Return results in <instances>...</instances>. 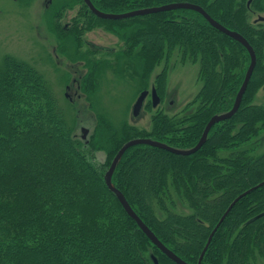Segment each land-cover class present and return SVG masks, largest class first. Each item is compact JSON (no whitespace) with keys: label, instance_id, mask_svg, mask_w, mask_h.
I'll use <instances>...</instances> for the list:
<instances>
[{"label":"trees","instance_id":"obj_1","mask_svg":"<svg viewBox=\"0 0 264 264\" xmlns=\"http://www.w3.org/2000/svg\"><path fill=\"white\" fill-rule=\"evenodd\" d=\"M91 2L108 14L171 3L199 5L243 35L256 52L257 65L239 111L213 127L199 152L179 156L138 145L125 153L112 178L159 240L187 263L198 264L229 206L264 182V152L258 153L257 145L264 133V100L256 103L257 88L260 82L264 85V30L248 23L246 6L239 0ZM254 7L264 11V0H256ZM88 13L86 29L109 25L125 49L115 55V64L80 55L87 65L81 82L87 96L96 93L106 69L127 71L148 90L155 70L165 61L152 85L164 98L170 60L177 51L182 63L200 67L198 107L183 118L157 112L151 128L141 130L126 123L119 129L98 116L84 148L44 74L6 55L0 64V264H153L151 251L159 264H175L152 244L108 188L105 175L112 161L100 162L96 153H113V160L127 142L138 138L192 149L211 118L233 108L245 80L248 51L193 10L116 21ZM68 33L79 51L80 30ZM66 34H57L61 46L68 41ZM179 206L188 212H178ZM259 257L264 260V185L234 206L202 264H255Z\"/></svg>","mask_w":264,"mask_h":264},{"label":"rangeland","instance_id":"obj_2","mask_svg":"<svg viewBox=\"0 0 264 264\" xmlns=\"http://www.w3.org/2000/svg\"><path fill=\"white\" fill-rule=\"evenodd\" d=\"M86 9L88 7L78 4V0H0V64L6 55H11L43 73L84 148L98 125V116L106 117L119 129L126 123L141 130L151 128V117L157 112L171 118H183L198 107L195 100L202 88L200 67L191 62L182 63L177 51L170 60L167 90L161 104L153 108L150 95L138 118L133 117V106L144 90L140 83L127 75V71L116 73L114 69H106L96 93L87 96L81 89L87 65L80 55L83 53L92 61L110 60L115 64V55L125 49V43L109 31V25L86 29L90 12ZM84 12L87 17L82 15ZM258 15L264 16V11H257L256 14L247 12V21L257 29L264 30V24H255ZM76 28L81 32L79 51L68 33L74 35ZM56 31L67 33L65 37L68 41L63 46ZM261 57L264 65V52ZM164 67L165 61L155 70L148 90L151 91L156 75ZM260 84L256 94L258 104L264 100V85ZM83 128L89 130L86 142L82 139ZM257 141L258 153L264 152V133ZM96 154L100 162L114 160L113 153L109 156L105 151ZM177 211L188 212L183 206H179ZM149 255L153 264V256L159 260L152 251ZM255 264H264V260L259 257Z\"/></svg>","mask_w":264,"mask_h":264},{"label":"water","instance_id":"obj_3","mask_svg":"<svg viewBox=\"0 0 264 264\" xmlns=\"http://www.w3.org/2000/svg\"><path fill=\"white\" fill-rule=\"evenodd\" d=\"M83 2L88 7L89 11L92 12V14H94L96 17H98L102 20H112V21L125 20V19H130V18H135V17H140V16H147V15H152V14H159V13L169 12V11H174V10H193V11L199 13L200 15H202L205 18V20L213 28H215L219 32L223 33L224 35L228 36L229 38L237 41L242 46H244V48L249 53L250 65H249V68L247 70L245 80H244V82H243V84H242V86H241V88H240V90L236 96V100H235L233 108L229 112H226L224 114L215 115L211 118V120L207 124V126H206V128L202 134V137L200 138L198 144L194 148L189 149V150H181V149L171 147L165 143H161V142L149 139V138L133 139V140H130L129 142H127L121 148V150L118 152V154L115 156L114 160L112 161V164H111L108 172L105 175V181H106L108 188L116 195L117 199L119 200V202L123 206V208L126 211V213L128 214V216L130 218H132L137 223L139 228L150 239L152 244L158 250H160L161 253H163L168 259H170L175 264H189L186 261H184L182 258H180L177 254H175L172 250H170L167 246H165L159 240V238L155 235V233L144 223V221L133 210V208L131 207V205L127 201L125 195L121 191H119L118 189H116L114 187V185L112 183V178H113V175L117 169V166L119 165V163L122 160L125 153L129 149H131L135 146H138V145H150V146H153L155 148H159L161 150H165V151H168L172 154L179 155V156H191V155H194L197 152H199L203 148V146L206 144V142L208 140V136H209L211 130L213 129V127L215 125L221 123V122L232 119L237 114V112L239 111L241 104H242V101H243V97H244V95L248 89L249 83L251 81L252 75H253L254 70L256 68V65H257L256 52H255L254 48L251 46V44L247 41V39L243 35H241L240 33L236 32V31H232V30L226 28L225 26H223L222 24H220L218 21L213 19L207 13V11L204 8H202L199 5H195V4H191V3H171V4L163 5L160 7L140 9V10L131 11V12L123 13V14H108V13H104V12L99 11L92 4L91 0H83ZM257 21L264 23V17L260 16ZM150 95H151L153 108H157L161 104V97L159 96L158 91L155 88H152L151 91L145 90V91L141 92V94L139 95V97L137 98V100L133 106V117L134 118H138L140 116V114L144 108L145 102ZM82 134H83L82 139L86 140L87 136L89 134V130L86 128H83ZM263 185H264V182L259 184L256 187L248 190L247 192L243 193L238 198H236L234 200V202L229 206V208L226 210V212L224 213V215L220 219L219 223L213 229V231H212V233L208 239V242H207L200 258H199L198 264H202L204 255L206 254L215 233L218 231V229L220 228L222 223L225 221V219L227 218V216L229 215L231 210L234 208V206L242 198H244L245 196H247L251 192L255 191L256 189L262 187ZM255 219H253V220H255ZM253 220H251V221H253ZM152 259H153L155 264H159V262L155 256H153Z\"/></svg>","mask_w":264,"mask_h":264},{"label":"flooded vegetation","instance_id":"obj_4","mask_svg":"<svg viewBox=\"0 0 264 264\" xmlns=\"http://www.w3.org/2000/svg\"><path fill=\"white\" fill-rule=\"evenodd\" d=\"M239 2L245 4L246 10H247L248 13L249 12L252 13V14H256L257 13L258 10L254 7L255 4H256V0H239ZM259 12H263V11H259ZM260 16H263V15H258L257 19L255 20V24H264L262 22H258L257 21ZM76 81L74 83H76ZM69 89L70 88L68 87V90Z\"/></svg>","mask_w":264,"mask_h":264}]
</instances>
